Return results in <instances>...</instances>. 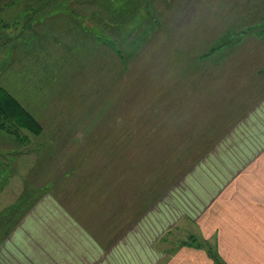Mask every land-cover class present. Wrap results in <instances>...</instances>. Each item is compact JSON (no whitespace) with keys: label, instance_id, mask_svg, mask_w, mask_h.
Segmentation results:
<instances>
[{"label":"rangeland","instance_id":"374dc122","mask_svg":"<svg viewBox=\"0 0 264 264\" xmlns=\"http://www.w3.org/2000/svg\"><path fill=\"white\" fill-rule=\"evenodd\" d=\"M3 1L1 16L23 13L0 40V88L42 127L0 120L9 202L44 186L88 205L74 174L115 171L122 155L125 175L167 190L202 150L190 129L218 109L209 94L264 77V0Z\"/></svg>","mask_w":264,"mask_h":264},{"label":"crops","instance_id":"0c3cea01","mask_svg":"<svg viewBox=\"0 0 264 264\" xmlns=\"http://www.w3.org/2000/svg\"><path fill=\"white\" fill-rule=\"evenodd\" d=\"M256 72L209 94L218 109L197 111L202 128L190 129H202V150L167 190L154 177L125 175L123 155L115 171L83 165L73 175L69 191H88L84 206L44 186L9 202L14 176L0 171V264H264V77Z\"/></svg>","mask_w":264,"mask_h":264},{"label":"trees","instance_id":"16d2710c","mask_svg":"<svg viewBox=\"0 0 264 264\" xmlns=\"http://www.w3.org/2000/svg\"><path fill=\"white\" fill-rule=\"evenodd\" d=\"M8 1V0H6ZM5 0L3 1L2 7L6 8L11 4H14V1H10V3L6 2ZM1 2V0H0ZM17 2V1H16ZM25 12L26 9H25ZM23 12L20 13L19 17L16 18H11V17H4L0 15V40H2V36L5 38V32L8 35L10 34V28L12 25H15L18 23L17 20H21V15ZM2 14V13H1ZM23 20V18H22ZM110 24V23H108ZM111 26H114V24H110ZM264 27V21L261 24ZM260 25V26H261ZM259 26V25H258ZM258 26H255L253 28H257ZM246 29V28H244ZM249 30V28H247ZM246 29V31H248ZM7 31V32H6ZM10 36V35H9ZM10 39V38H9ZM6 40V44L8 42V39ZM116 47V44H115ZM11 120L14 121L15 123L27 127L29 130L32 132L39 134L42 130L41 125L39 122L35 119V117L28 112L21 104L18 102V100L10 94L8 91L3 90V88H0V120ZM7 180L4 182L6 183ZM3 183V184H4ZM22 201V200H21Z\"/></svg>","mask_w":264,"mask_h":264}]
</instances>
